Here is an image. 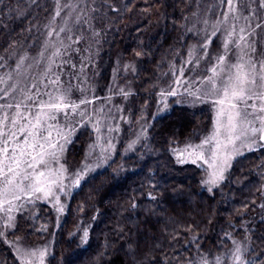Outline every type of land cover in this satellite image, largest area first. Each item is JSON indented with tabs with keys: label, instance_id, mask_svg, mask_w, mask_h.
<instances>
[{
	"label": "trees",
	"instance_id": "1",
	"mask_svg": "<svg viewBox=\"0 0 264 264\" xmlns=\"http://www.w3.org/2000/svg\"><path fill=\"white\" fill-rule=\"evenodd\" d=\"M89 3L95 29L84 26L81 40L98 60V90L107 89L118 60L133 66L129 122L116 158L71 194L59 225L50 205L26 204L8 238H52L47 264H200L233 241L248 240L249 264H264V144L238 156L218 187L206 191L201 166L178 161L173 149L198 140L210 127V112L171 99L169 111L158 114L172 69L183 67L197 42L189 19L195 11L210 13L212 0ZM53 8V0H0L1 62L16 51H38ZM141 119L148 135L124 156ZM92 135L79 130L69 144L72 167L80 165ZM0 264H21L1 240Z\"/></svg>",
	"mask_w": 264,
	"mask_h": 264
},
{
	"label": "rangeland",
	"instance_id": "2",
	"mask_svg": "<svg viewBox=\"0 0 264 264\" xmlns=\"http://www.w3.org/2000/svg\"><path fill=\"white\" fill-rule=\"evenodd\" d=\"M53 4L38 51L35 54L16 51L6 61H0V106H3L0 121L5 114L17 121L16 125L9 121L0 123V132L16 133V139L8 136V148H28L24 140L29 144L37 141L44 144L42 150L28 149L34 156L42 152L45 163L41 165L38 157L34 168L21 164L18 171L29 180L23 181L20 187L16 184L23 180V175L9 185L0 172V240L11 246L21 264H47L53 239L33 243L10 240L7 234L14 229L18 213L26 204H48L59 225L71 194L85 179L105 169L116 158L123 125L129 122L127 104L132 92L129 76L133 66L118 60L107 89L101 93L96 82L100 72L98 60L81 40L84 26L86 31L95 29L89 0H53ZM210 10L206 14L195 11L190 17L189 32L196 36L197 42L183 61V67L172 69L170 84L161 90L158 111V114L169 111L172 106L169 100L175 99L182 106L194 110L206 108L210 112L212 122L200 138L173 149L178 161L201 166L204 172L201 183L206 191L218 187L238 156L264 144V111H260L264 108V98L246 97V103L239 104V110L247 112V116L239 120L235 129H230L228 117L234 115L235 109L230 107L232 96H224L225 89L233 88L238 83L237 77L245 75L257 81L256 85H246L248 89L264 93L261 86L264 81L260 80L264 76V0H231V7L226 0H212ZM221 100L223 104L218 103ZM34 102L44 105L59 102L62 107L38 109ZM16 104L21 107L16 108ZM18 113L27 116L33 124L39 115L37 131L43 138L22 136L19 128H26L29 133L33 129ZM148 128L142 119L138 122L124 156L137 149L147 137ZM82 129L93 135L80 165L72 167L66 160L67 149ZM4 146L0 136V148ZM10 155L19 156V153ZM0 161H3L0 168L11 163L2 153ZM24 185L30 187L24 188ZM37 187L42 191H35ZM249 251L248 240H235L224 254L206 257L200 264H249Z\"/></svg>",
	"mask_w": 264,
	"mask_h": 264
},
{
	"label": "snow or ice",
	"instance_id": "3",
	"mask_svg": "<svg viewBox=\"0 0 264 264\" xmlns=\"http://www.w3.org/2000/svg\"><path fill=\"white\" fill-rule=\"evenodd\" d=\"M226 2L229 4V7H231V0H226ZM220 59L222 61L223 57H221ZM213 71H215V69H213ZM260 80L264 81V76H261ZM237 81H238V83L233 88H230V89L226 88L224 91L225 97H227L229 95L232 96L233 102L231 103L230 107L232 109H235L234 115L230 114L228 117L230 129H235V127H237V125L239 123V120L244 119L247 116V112L241 113V111L239 110V104L246 103V97H247V99H251L252 96H257L258 98H264V93L252 92L250 89H248L246 87V85H248V84L256 85L257 81L255 79H249L247 77V75H245L242 78L237 77ZM209 82H211V81H209ZM53 83H55V81H53ZM261 86L264 87V84H262ZM34 103L36 104L38 109H41L43 107H51L54 110H59L62 107V104L59 102L48 104V105H44L40 102H34ZM218 103L223 104L224 101L221 100V101H218ZM0 107H3V106H0ZM7 107L11 108V107H13V105H7ZM15 107L19 108V107H21V105L16 104ZM248 107H252V105H249ZM260 111H264V108H261ZM18 115H20V119L24 120L25 123L28 124L33 129V132L29 133L26 128H23V127L19 128L18 131H20L22 133V136H25V137H27V136H32V137L41 136V138H43L42 134L37 131V129L40 127L39 115H37L36 123H34V124L28 120L27 116H23L19 113H18ZM29 115H32V113H29ZM4 121H9L13 125L17 124V121L15 119H11L7 114H5V116L3 117V121H0V123H3ZM233 121H236V122L234 123ZM4 127L5 128L7 127V123H4ZM9 135H11L13 137V139H16V133L15 132H10V133L0 132V136H3V139L5 141V146L3 148H0V153H2L4 156L8 157V159L11 161V163L4 165V168H6L7 171L4 172V168H0V172H3L6 184L11 185V184H13L14 180H16L17 178H19L23 175L21 172L18 171V169L21 168V164H25L28 168H34L35 162L38 160V157H39V163L41 165H44L45 162L42 158V156H43L42 152H38L37 155L34 156L31 154V151L28 150V149H31L32 151H36L37 149L42 150L44 148L43 143H40L37 141L36 143L29 144L28 140H24V144L27 145L28 148H19V149L12 148V149H9L7 146ZM17 143H19V141H17ZM49 147H53V145H51L49 143ZM17 152L19 153V156L10 155V153H17ZM24 156H28L29 159L23 160L22 157H24ZM2 163H3V161H0V164H2ZM9 174H11V176H9ZM40 175L42 176L43 173H40ZM27 180H29V177L27 175H23V180L18 182L16 184V187H20L21 183H23V181H27ZM27 187H30V185H24V188H27ZM24 188H21V190H24ZM34 190L37 192L42 191V189H40L39 187L35 188ZM16 198H18V197H16Z\"/></svg>",
	"mask_w": 264,
	"mask_h": 264
},
{
	"label": "water",
	"instance_id": "4",
	"mask_svg": "<svg viewBox=\"0 0 264 264\" xmlns=\"http://www.w3.org/2000/svg\"><path fill=\"white\" fill-rule=\"evenodd\" d=\"M262 138L264 139V133H263V135H262Z\"/></svg>",
	"mask_w": 264,
	"mask_h": 264
}]
</instances>
